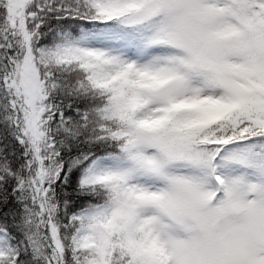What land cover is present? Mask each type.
Listing matches in <instances>:
<instances>
[{"label": "snow or ice", "instance_id": "1", "mask_svg": "<svg viewBox=\"0 0 264 264\" xmlns=\"http://www.w3.org/2000/svg\"><path fill=\"white\" fill-rule=\"evenodd\" d=\"M0 264H264V0H0Z\"/></svg>", "mask_w": 264, "mask_h": 264}]
</instances>
